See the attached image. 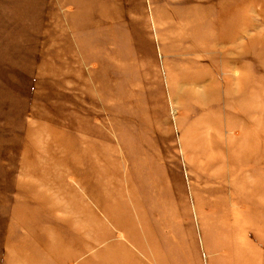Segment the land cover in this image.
Returning a JSON list of instances; mask_svg holds the SVG:
<instances>
[{"label": "rangeland", "instance_id": "374dc122", "mask_svg": "<svg viewBox=\"0 0 264 264\" xmlns=\"http://www.w3.org/2000/svg\"><path fill=\"white\" fill-rule=\"evenodd\" d=\"M236 1L222 65L183 0H0V264H92L111 190L162 238L144 264L264 262V0ZM184 76L215 79V103Z\"/></svg>", "mask_w": 264, "mask_h": 264}, {"label": "bare ground", "instance_id": "6f19581e", "mask_svg": "<svg viewBox=\"0 0 264 264\" xmlns=\"http://www.w3.org/2000/svg\"><path fill=\"white\" fill-rule=\"evenodd\" d=\"M183 1L188 3V5L187 6L184 5L183 9L181 8L182 10L173 11L172 14L176 19L182 20L184 23L183 24L184 30L190 32V41H191L193 47L195 48L196 52L198 53L197 57H204L205 58V60L202 58L201 63H205L208 61H209V63H211L213 61H217V59L220 58L221 59L220 61L222 62V65H223V63L226 62V61L224 62V58L230 59V57H231L230 61L233 63H236V60H235L236 59L235 58L236 49L232 50V48H231L229 51V54L225 55L222 53V55H220L219 47L216 46V49H214L213 45H215V44L219 45V43H224V40H228L229 43H235V37L243 31L244 26H241L237 21L234 20V15H232L230 12L226 11L227 8H230L231 6H235V4L237 5V1L236 0H216V2H215L216 3V10H215L216 12H215V17L212 20H209L208 13H205V12L209 8V5H211V2L213 0H183ZM83 4H85V3H83ZM100 7H102V6H100ZM89 8H90V6H89ZM75 9H76V7H75ZM91 9H92V7H91ZM102 9H103V7H102ZM82 12L83 11L81 10V13ZM202 13H203V15H202ZM188 15L191 17H188ZM164 24H166V23H164ZM171 27H172V23L169 22L168 28H171ZM226 28H227V30H225ZM204 38L208 39L209 44H205V43L201 44V42H202L201 40ZM255 42H258V43L255 44ZM255 42H254V46L255 47L257 46L256 47L257 49H259L261 47L260 50L262 51V56L258 59L261 61L262 60L264 61V41L260 38L258 41H255ZM249 47H251V44L249 45ZM209 57L211 59H209ZM196 62H199V60H194L193 63H191V64L193 66H201L199 64H196ZM231 62H226V64L231 63ZM227 65H229V64H227ZM203 77H205V76H203ZM203 77L202 76H199V77L196 76L195 78L191 79L188 76H184V80L188 82V86L189 85L190 86L195 85V86L200 87L202 89L204 95H206V97H207L206 99H208L211 94L213 95L208 102L206 101V99L204 101V105L206 107H208L209 105L214 104L215 101L217 100L214 93L217 92L218 85H217V82L215 79H212V80L209 79L210 80L209 84H206V82H204L205 79ZM212 77H214V76H212ZM212 77H210V78H212ZM182 84H185V83H182ZM230 89H231V87H229L227 89L228 95H232L234 93L233 89H231V90ZM222 95H224V94H222ZM111 181H113L112 177H111ZM97 185H100V184L94 183L90 188L85 187L86 193H90L91 195L95 194V192L97 191V187H96ZM98 188H100V186H98ZM93 196H94L93 202L95 204L99 203L100 199H98L96 195H93ZM126 196L121 195V197L123 199H125ZM128 196H130V195H128ZM104 198L105 199L109 198V201H110V205L108 206V209H106L105 211L108 213L107 219L111 223V225H112L111 228H113V230H106L105 231L106 233H103V230H104L103 227L101 228L98 225L95 226V228L97 227V229L94 228L95 229L94 232H96V234L97 233H100V234L94 236L95 239H93V242L96 244V247L99 244H100V246L103 245L102 252L99 253L98 255H96L94 258L88 259V260H90L92 264H144V262H145L144 259L145 258L148 259V256H146L144 254V250L150 248L151 252L154 251L153 246H155L156 243L155 244L153 243V236L154 237L158 236L157 227L155 226L156 229L153 231L148 229V222L146 221V219L142 218L143 217L142 216L143 210H140V209L138 210L137 208H135V211H133V212H135L136 214H134L130 210V207L124 205L122 207L124 210H122L120 213L119 212L120 209L116 206L117 205V197L114 195L113 190H111L110 193L104 195ZM147 211H149V210L147 209ZM130 212H132L133 214ZM144 212H146V209L144 210ZM104 218H106V217H104ZM145 226L147 228V231L145 229ZM97 230H100V231H97ZM101 231H102V233H101ZM145 231L147 233H145ZM92 232H93V230H92ZM157 238H159L160 241L162 240V238L159 236ZM234 240H235V236H234ZM72 241H73V239H72ZM67 242H68L67 240H65V242H62L63 251L66 248ZM82 242H83L84 246L88 245V243L86 241H82ZM78 243L81 245L80 241H78ZM94 243H91V244L94 245ZM48 246H49V244H48ZM70 247H71V245H70ZM239 249H241V248H239ZM239 249H235L236 254H237V251ZM243 253L240 252V254H237V255H241ZM138 254H141V256L143 255L144 258L141 260V258L139 257ZM71 257H72V255H69V254L62 252L61 255L58 256V258H59L58 262H59V264H66L65 263L66 261L71 260L73 258V257L72 258ZM81 258H83V257H81ZM45 262H47V261H44V263ZM69 262L70 261H68V263ZM152 264H153V262H152ZM234 264H255V263L252 262V258H247V257L242 256L241 259L239 260V262H236ZM262 264H264V262Z\"/></svg>", "mask_w": 264, "mask_h": 264}]
</instances>
